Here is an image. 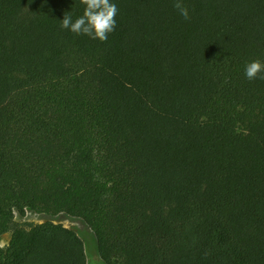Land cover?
Returning <instances> with one entry per match:
<instances>
[{"label":"trees","instance_id":"trees-1","mask_svg":"<svg viewBox=\"0 0 264 264\" xmlns=\"http://www.w3.org/2000/svg\"><path fill=\"white\" fill-rule=\"evenodd\" d=\"M107 42L61 28L81 0H0V264H264V0H112Z\"/></svg>","mask_w":264,"mask_h":264},{"label":"clouds","instance_id":"clouds-1","mask_svg":"<svg viewBox=\"0 0 264 264\" xmlns=\"http://www.w3.org/2000/svg\"><path fill=\"white\" fill-rule=\"evenodd\" d=\"M84 7L83 15L73 21L70 13H65L61 28L70 30L77 35H86L93 40L107 42L109 34L116 29V16L119 9L112 0H81ZM174 8L185 19H190L189 9L184 0H174ZM248 80H264V62L254 60L245 66Z\"/></svg>","mask_w":264,"mask_h":264},{"label":"rangeland","instance_id":"rangeland-1","mask_svg":"<svg viewBox=\"0 0 264 264\" xmlns=\"http://www.w3.org/2000/svg\"><path fill=\"white\" fill-rule=\"evenodd\" d=\"M15 223L16 225L14 228L22 227L26 229L45 223L62 225L65 228L74 231L82 239L85 244L88 264H105L99 256L98 242L94 233L81 220L71 218L67 215L50 217L46 215H39L32 211H28L25 217L17 215L15 218ZM11 237V233L0 237V247L6 248L10 243Z\"/></svg>","mask_w":264,"mask_h":264}]
</instances>
